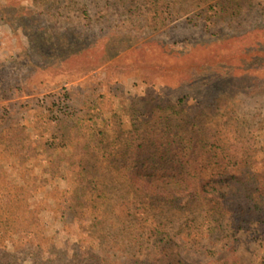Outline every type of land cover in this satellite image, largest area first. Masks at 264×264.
Wrapping results in <instances>:
<instances>
[{
	"label": "rangeland",
	"instance_id": "rangeland-1",
	"mask_svg": "<svg viewBox=\"0 0 264 264\" xmlns=\"http://www.w3.org/2000/svg\"><path fill=\"white\" fill-rule=\"evenodd\" d=\"M183 6L187 14L156 29L120 0H0V264H97L95 256L127 264L150 253L99 246L73 220L72 147L53 137L87 136L115 117L131 132L132 115L157 104L195 108L225 95L247 133L264 138V0L211 29L198 16L203 6ZM59 98L72 116L53 113ZM225 111L212 113L215 123ZM227 242L216 257L178 249L185 264H215L230 249L240 264H264L262 233Z\"/></svg>",
	"mask_w": 264,
	"mask_h": 264
},
{
	"label": "trees",
	"instance_id": "trees-1",
	"mask_svg": "<svg viewBox=\"0 0 264 264\" xmlns=\"http://www.w3.org/2000/svg\"><path fill=\"white\" fill-rule=\"evenodd\" d=\"M184 1L120 0V5L160 29L188 13ZM190 1L204 7L198 16L211 29L239 18L254 0ZM55 102L53 113L74 114L63 98ZM228 106L225 95L195 108L185 100L157 104L147 117L132 115L131 132L115 117L111 127L87 136L71 131L53 137L72 147L66 160L77 186L69 209L73 220L94 232L99 246L150 251L145 260L127 264H185L179 243L216 257L219 243L228 246L239 232L264 235V138L247 133ZM220 109L226 110L224 119L215 123L212 113ZM215 264H240V258L230 249Z\"/></svg>",
	"mask_w": 264,
	"mask_h": 264
}]
</instances>
